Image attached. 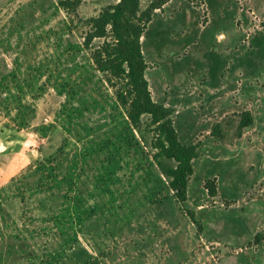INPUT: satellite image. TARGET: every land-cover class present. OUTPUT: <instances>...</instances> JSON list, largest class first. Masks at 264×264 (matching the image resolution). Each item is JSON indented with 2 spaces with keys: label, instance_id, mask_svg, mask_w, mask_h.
I'll use <instances>...</instances> for the list:
<instances>
[{
  "label": "rangeland",
  "instance_id": "374dc122",
  "mask_svg": "<svg viewBox=\"0 0 264 264\" xmlns=\"http://www.w3.org/2000/svg\"><path fill=\"white\" fill-rule=\"evenodd\" d=\"M118 1L0 0V264H264V0H167L140 38L152 99L200 143L183 205L85 44Z\"/></svg>",
  "mask_w": 264,
  "mask_h": 264
},
{
  "label": "trees",
  "instance_id": "16d2710c",
  "mask_svg": "<svg viewBox=\"0 0 264 264\" xmlns=\"http://www.w3.org/2000/svg\"><path fill=\"white\" fill-rule=\"evenodd\" d=\"M167 0H152L144 10H140L138 0H119L104 8L98 15L89 18V30L85 44L94 38L101 42L92 47L91 58L105 82L113 88L115 100L126 108L129 123L138 126L144 115L152 126L153 158L160 164L161 159L172 162L162 166L167 184L176 201L183 205L187 200L188 181L194 171L193 159L198 156L199 142L183 143L171 119L172 110L152 99L145 71L147 63L142 52L140 38L146 29L155 8H160ZM63 4V3H62ZM249 112H242L237 124V133L252 123ZM212 133L223 137L218 123ZM204 187L210 196L217 194L215 184L206 180ZM189 219L201 228L194 211L183 208ZM264 238V233H256V242Z\"/></svg>",
  "mask_w": 264,
  "mask_h": 264
}]
</instances>
